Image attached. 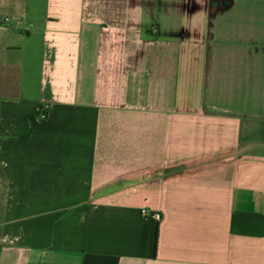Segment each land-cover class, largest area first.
I'll return each instance as SVG.
<instances>
[{
  "label": "crops",
  "instance_id": "crops-1",
  "mask_svg": "<svg viewBox=\"0 0 264 264\" xmlns=\"http://www.w3.org/2000/svg\"><path fill=\"white\" fill-rule=\"evenodd\" d=\"M0 166V264H264V0H0Z\"/></svg>",
  "mask_w": 264,
  "mask_h": 264
},
{
  "label": "rangeland",
  "instance_id": "rangeland-1",
  "mask_svg": "<svg viewBox=\"0 0 264 264\" xmlns=\"http://www.w3.org/2000/svg\"><path fill=\"white\" fill-rule=\"evenodd\" d=\"M3 168L0 166V239H2L3 215L7 200V183L5 180Z\"/></svg>",
  "mask_w": 264,
  "mask_h": 264
},
{
  "label": "trees",
  "instance_id": "trees-1",
  "mask_svg": "<svg viewBox=\"0 0 264 264\" xmlns=\"http://www.w3.org/2000/svg\"><path fill=\"white\" fill-rule=\"evenodd\" d=\"M2 171L4 172V170H2ZM4 176H5L6 183L8 185V182H7L8 180H7V177L5 175V172H4ZM2 246H3V239H0V252H1Z\"/></svg>",
  "mask_w": 264,
  "mask_h": 264
},
{
  "label": "built area",
  "instance_id": "built-area-1",
  "mask_svg": "<svg viewBox=\"0 0 264 264\" xmlns=\"http://www.w3.org/2000/svg\"><path fill=\"white\" fill-rule=\"evenodd\" d=\"M50 108H49V106L47 107V109H45V110H49ZM143 213L145 214V213H147V210H143ZM156 218L157 219H160L161 218V216H160V214H157L156 215Z\"/></svg>",
  "mask_w": 264,
  "mask_h": 264
}]
</instances>
